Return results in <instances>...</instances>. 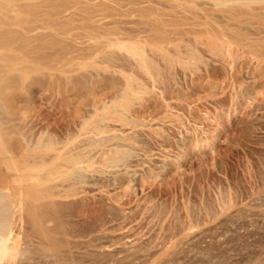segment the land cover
Here are the masks:
<instances>
[{
  "label": "rangeland",
  "instance_id": "374dc122",
  "mask_svg": "<svg viewBox=\"0 0 264 264\" xmlns=\"http://www.w3.org/2000/svg\"><path fill=\"white\" fill-rule=\"evenodd\" d=\"M14 1L0 36L36 71L9 132L37 167L14 186L47 202L15 215L13 264H264V0Z\"/></svg>",
  "mask_w": 264,
  "mask_h": 264
},
{
  "label": "bare ground",
  "instance_id": "6f19581e",
  "mask_svg": "<svg viewBox=\"0 0 264 264\" xmlns=\"http://www.w3.org/2000/svg\"><path fill=\"white\" fill-rule=\"evenodd\" d=\"M2 1H6L5 2L6 6L13 5L12 0H0V3H4ZM3 11H0V13L3 12ZM1 15L3 17L5 16L3 14H1ZM3 21H5V19ZM3 21L0 22V30L4 29L5 27H7L6 24ZM8 23H9V21H8ZM24 29L26 30V28H24ZM1 31H3V30H1ZM2 34H5V33H2ZM26 35L29 36L28 34H26ZM7 36H9V35H6V38H5L4 35L0 36V87L5 85L6 86L5 93H9V94H7L8 96L6 95V97H0V119H1L0 120L1 121L0 122V168L4 169V173L3 172H1V173H3L2 176L4 178V180L3 179L2 180L5 181V185L4 186L3 185L0 186V264H6V263L10 264L12 261L14 262V260H15V259H11V258L14 257L15 250H11V247H9V245L10 246L13 245V244H9V243L13 239L10 236V232H11V229H12L13 225L15 224V215L18 212H20L22 210H25V211H27L29 213V217L30 216L33 217L32 214H36V212L41 210V208H43L44 205H46L45 203L47 202V200H45L46 202H44V200H41V197H39L40 199L33 198V197H36V196H34V195L30 196L32 194L28 195V193L27 194L23 193L21 189H20L21 190L20 191V190L16 189V187L14 186V184L21 183V182H26L25 184H26L27 187L31 186V184H32L31 181L33 179V171L35 172V169H37V167L35 168L34 162L32 163L31 162L32 161L31 158H30L31 161L28 158V157H30L29 154L31 155V152L32 153L34 152V151H32V150H34V146L31 145L32 143H30V140L28 138H22V139L16 138L17 136L15 137L16 139H13V137L11 136V133L9 132L10 126H9L8 123H10V121L12 120V119L9 118V116L19 114L17 112L16 107H15V106H18V105L14 104V102H15L14 100H16L15 99L16 97H9V96L10 95L13 96L14 94H12V93H14V91L16 92L17 90L24 89V87H26L31 82V80L33 78L32 74L36 71V65H35L34 56H33L32 51H31L32 48H28V47H31L30 46L31 44L29 42V41H31V38L29 39L30 36L28 38L26 36V38H27L26 40L23 37H21V35H20V37L19 36L15 37V38H17L16 40L18 42L21 40V38H23L25 41L28 42V43L26 42V45H28V46H26V45L22 46L21 43L25 44L24 40H22L24 42H20V44L16 41V43L19 44V45H17L13 41L14 38L12 39L14 44H12V43H10L11 41L6 40V39H11L10 36H9V38H7ZM28 39H29V41H28ZM131 50H135V48L132 47ZM18 93H19V91H18ZM1 102H3V104H1ZM105 106L106 105H103V107H105ZM99 108H102V107L101 106H99V107L96 106L93 109L94 110L93 112H95ZM95 123H96V121H95ZM98 123H101V121L97 122L96 124H98ZM103 124H104V122H103ZM106 125H109V124L106 123ZM99 126H96V127H98V129H99ZM124 128H126V127L120 126V127H117V128L116 127L115 128L109 127L108 129H109L110 133L113 132L112 134L114 136L118 135L119 139H120L121 138L120 136H121V133H122L121 131L127 130V129H124ZM98 129H95V130H98ZM102 129H104V128H102ZM104 130L106 131L107 128L104 129ZM109 131L106 132L107 135H108ZM104 133H102V134L105 135L106 133L105 134ZM127 133H128V131H127ZM100 136H102V135H100ZM121 140H122V138H121ZM107 142H109V141H107ZM110 142H109V144H110ZM113 142L114 141H112V144H110V145L120 146V148L121 147H126V146L129 148V146H130L129 144H127L128 142L127 143H124L123 141L122 142L119 141L118 143L117 142L113 143ZM106 144L109 145L108 143H106ZM115 150H117V149H115ZM121 151H122V149H121ZM118 152L116 151V153H118ZM120 154H122V152ZM123 154H125L124 151H123ZM128 154L129 153H127V155ZM90 157H91V155H90ZM112 157L114 158V156H112ZM110 158H111V156H110ZM110 158H108L107 160H111V162L108 163L106 161V163H108V164H106V165L104 164V166H106V169L100 167V168L105 170V174H107L108 177H111V176L115 177V175H117V174H125V175L129 176V175H131L133 172H135L138 169L139 165H142L141 162L143 161V156L140 153H135L133 155L132 159H130L129 161H125L126 159L124 158L123 161H125V162H123V161L120 162L119 161L120 163H118V160L115 159L116 157L114 159H110ZM147 158H149V157H146V159ZM88 159H87V161H91V160H88ZM118 159L122 160L123 158H121V156H120V158H118ZM80 160H84V159H80ZM146 161L147 160H145V162ZM36 163L37 162H35V164ZM70 163H72V162H70ZM76 163H77V161L73 162L72 164L76 166ZM83 163H85V162H83ZM78 166H79V164H78ZM87 166H88V164H87ZM80 167H81V165L79 166V168ZM139 168H141V167L139 166ZM81 169H82V167H81ZM91 170H92V168H91ZM89 171H90V169H89ZM97 171H98V173H100L99 170H97ZM97 171H94V172H97ZM101 172L103 174V171H101ZM98 173H96V174H98ZM93 176H95V175L93 174ZM18 187H19V184H18ZM28 190H29V188H28ZM47 207H48V205H47ZM41 211H43V210H41ZM30 213H31V215H30ZM23 216H24V214H23ZM30 218L27 219V220H30ZM41 218L42 217H40V219ZM33 219L34 218H31L32 222L35 220V219L34 220ZM23 223H21V224H23ZM39 223H41V221ZM40 229H41V227H40ZM41 231H42V229H41ZM12 242H13V240H12ZM5 258H7V259H5ZM13 262H12V264H13Z\"/></svg>",
  "mask_w": 264,
  "mask_h": 264
}]
</instances>
